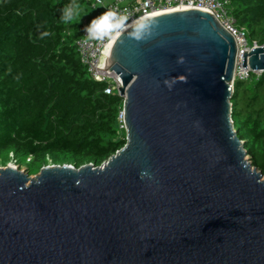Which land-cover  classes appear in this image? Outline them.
Returning <instances> with one entry per match:
<instances>
[{"label": "water", "instance_id": "1", "mask_svg": "<svg viewBox=\"0 0 264 264\" xmlns=\"http://www.w3.org/2000/svg\"><path fill=\"white\" fill-rule=\"evenodd\" d=\"M235 39L209 12L145 19L106 71L127 144L103 165L0 167V264H264V174L234 127ZM243 65L264 71V46Z\"/></svg>", "mask_w": 264, "mask_h": 264}, {"label": "trees", "instance_id": "2", "mask_svg": "<svg viewBox=\"0 0 264 264\" xmlns=\"http://www.w3.org/2000/svg\"><path fill=\"white\" fill-rule=\"evenodd\" d=\"M0 0V166L37 175L51 164L103 165L127 144L119 121L124 98L107 94L80 58L86 25L76 9L94 0ZM250 46H264V0H230ZM234 127L264 174V72L237 80Z\"/></svg>", "mask_w": 264, "mask_h": 264}, {"label": "built area", "instance_id": "3", "mask_svg": "<svg viewBox=\"0 0 264 264\" xmlns=\"http://www.w3.org/2000/svg\"><path fill=\"white\" fill-rule=\"evenodd\" d=\"M230 0H94L93 9H102L101 22L97 27H84L76 45L82 63L87 66L91 76L100 82H108L107 94L117 92L122 87V80L115 73L106 71V60L117 37L131 26L151 17L176 11L198 9L211 13L221 27L227 31L237 45L238 59L235 66L233 88L237 80H247L251 74L258 77L264 71H254L243 65L245 52H251L258 45L250 46L247 34L236 24V17L231 13ZM121 128L125 129V113L119 116ZM10 166L18 167L15 162Z\"/></svg>", "mask_w": 264, "mask_h": 264}, {"label": "rangeland", "instance_id": "4", "mask_svg": "<svg viewBox=\"0 0 264 264\" xmlns=\"http://www.w3.org/2000/svg\"><path fill=\"white\" fill-rule=\"evenodd\" d=\"M87 1L88 0H86L85 2H87ZM105 1H108V0H105ZM84 7H85V5L82 7L83 9H76L74 19H77L80 23L86 25L87 27H90V28L97 27L101 22L102 9L98 8L97 10L96 9L85 10ZM248 158H249V156H248ZM50 165H53V164L50 163ZM0 167L4 168L6 166H0ZM26 169H27V167L24 166L21 170H24L27 172ZM31 176L33 177L35 175H31Z\"/></svg>", "mask_w": 264, "mask_h": 264}, {"label": "crops", "instance_id": "5", "mask_svg": "<svg viewBox=\"0 0 264 264\" xmlns=\"http://www.w3.org/2000/svg\"><path fill=\"white\" fill-rule=\"evenodd\" d=\"M111 1H114V0H108V2H111Z\"/></svg>", "mask_w": 264, "mask_h": 264}, {"label": "bare ground", "instance_id": "6", "mask_svg": "<svg viewBox=\"0 0 264 264\" xmlns=\"http://www.w3.org/2000/svg\"><path fill=\"white\" fill-rule=\"evenodd\" d=\"M111 52V51H110ZM109 55H110V53H109ZM11 167H13V166H11Z\"/></svg>", "mask_w": 264, "mask_h": 264}]
</instances>
